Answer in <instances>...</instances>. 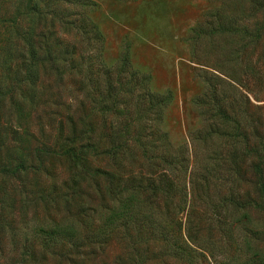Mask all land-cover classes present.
Segmentation results:
<instances>
[{"label":"rangeland","instance_id":"rangeland-1","mask_svg":"<svg viewBox=\"0 0 264 264\" xmlns=\"http://www.w3.org/2000/svg\"><path fill=\"white\" fill-rule=\"evenodd\" d=\"M223 1L237 34L194 35ZM259 1L0 0V264H264ZM256 27L261 38L252 40L247 29ZM124 43L133 67L151 75L150 89L173 93L160 127L172 146H186V173L169 166L148 132L108 156L114 116L100 105L116 73L104 69L118 64ZM221 46L230 61L214 52ZM210 77L230 124L218 120L214 139L192 140L212 124ZM235 131L251 132L261 155L243 154L245 139L227 138ZM81 144L87 162L78 166L68 149ZM104 171L116 175L113 186ZM163 172L172 190L134 193Z\"/></svg>","mask_w":264,"mask_h":264},{"label":"trees","instance_id":"trees-1","mask_svg":"<svg viewBox=\"0 0 264 264\" xmlns=\"http://www.w3.org/2000/svg\"><path fill=\"white\" fill-rule=\"evenodd\" d=\"M258 4L259 7H256L255 14L256 12L261 13V10H264V0L259 1ZM228 6L229 5H227L226 2L223 1L219 8L208 10L204 16V20L196 26L194 30V35L199 36L203 33H207L211 38H214L216 36L222 37L233 35L235 33L237 34L238 29L233 26L234 18L231 15L227 16L224 14ZM233 6L235 7V5ZM211 18H215V22H211ZM224 18L227 20L226 22L218 21ZM247 31L249 32V37L252 40H258L261 38L260 27H256L257 33L255 34L250 33L248 29ZM96 32V39L104 42V38L101 32L98 30H96ZM129 46L130 44L128 45V43H124L119 62L115 67L104 69L105 72H110L109 75H111V73L114 71L116 73V76L112 78L109 77V80L107 81L108 94L106 98H103L102 103L100 105L101 114L103 117L108 119L111 115L114 116L113 120L108 119L110 120V124L108 127V137L110 144V148L107 152L108 156L110 157V159H117V157L121 155L123 151H126L127 148L130 149L131 145L136 143L140 144L141 142H143V135L144 133L148 132V136L150 135L149 139L151 137L152 139L157 140L158 144H160L161 147L166 151V162L169 164V166L172 168H176L175 164L179 163V170L182 172L185 171L186 173L189 167V158L185 155L187 149L186 146H172L169 140L168 133L163 132L160 127L163 121L165 109L173 101V93L171 90L168 89L162 93L154 92L150 89L151 75L148 73H142L133 67L130 61ZM214 52L219 54L220 59L224 60V62L225 60L230 61V56L233 55V52L231 53L230 50L228 51L225 46L215 47ZM216 69L221 71V67H219L218 65ZM222 71L226 75V69ZM228 75L230 74L228 73ZM214 78L220 80V77L218 76H215ZM209 81L210 84L213 83V78L210 77L209 80L203 81L204 86L206 88V92L204 91V95H206L207 99L204 100V106L213 107L212 109L214 111L211 112V109H206L204 115L206 116V120H210L212 124H209V129L206 131H194V138L191 137L192 140L214 139L215 127L213 126L215 125L213 124H216L218 120H220L221 122L223 121L222 123L230 124V116L222 112V106H219V95L216 86H209L208 88V85H210ZM203 99L204 96H202V100ZM133 100L136 104V110L134 112L130 109ZM144 121H147V124H145L142 129H140L139 127ZM91 131L93 130L91 129ZM225 135H227V133H225L224 136ZM90 136L92 135H88L89 138ZM229 137L235 138L237 139V141L240 138L245 139L246 145L248 147L245 145L244 150L246 149V151H244L243 154H247L250 157L251 154H255L257 156L261 155V153H257L258 150L255 147L253 149V146H251L250 144L252 143L251 132L245 131L242 134L240 132L238 133L235 131L232 134H228L227 138ZM87 145L81 144L80 148L75 147L68 149V155L71 158L75 159L78 166L84 165L87 162ZM177 151L182 152V156L178 160L175 156V153ZM103 174L108 179L109 185L113 186L117 179L116 175L109 171H104ZM158 176L157 174H154V177L150 178L146 183H144V181H140L139 183H137V185H132L134 193H140V191H150L151 195H153L154 197H160L162 193H167L172 190V188L174 187V183L168 179L167 173L163 172V175H160L157 179ZM156 180H158L159 182H157ZM261 190L263 191V199H261L262 208H264V186L261 188ZM236 203L237 206L241 205L239 201H236L235 204Z\"/></svg>","mask_w":264,"mask_h":264}]
</instances>
